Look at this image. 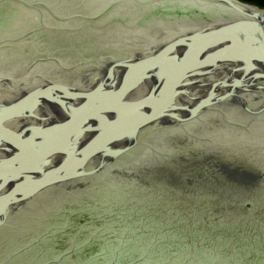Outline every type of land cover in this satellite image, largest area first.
<instances>
[{
  "label": "water",
  "instance_id": "1",
  "mask_svg": "<svg viewBox=\"0 0 264 264\" xmlns=\"http://www.w3.org/2000/svg\"><path fill=\"white\" fill-rule=\"evenodd\" d=\"M236 91L264 93V10L0 0V264H264V144L167 136Z\"/></svg>",
  "mask_w": 264,
  "mask_h": 264
},
{
  "label": "flooded vegetation",
  "instance_id": "2",
  "mask_svg": "<svg viewBox=\"0 0 264 264\" xmlns=\"http://www.w3.org/2000/svg\"><path fill=\"white\" fill-rule=\"evenodd\" d=\"M236 1L251 7L264 9V0ZM128 93L129 95L132 94L133 90L127 91L126 95ZM232 94H234L233 99L228 98L225 102L213 104L208 109L196 113L197 115L191 120L182 123L176 121L175 126L168 131L172 135H167V131L164 130L156 138V140L159 139V143H156V140L152 142V145L156 144V147L152 148L150 147L152 145H148L149 147L145 149V155L148 153L147 160L160 158L162 154L166 153V151L162 152L165 150L166 135L169 139L174 138L175 143L180 141V144L175 147L179 148L181 152L182 148L185 149L186 147L187 150L196 142H199L201 146H208V141L205 139L206 134L209 135L207 136L210 141L209 145L215 148H219L222 144L230 146L247 145L249 147L264 144V139H259L260 134L258 132L259 127L261 130L264 126V122H261L264 121V109H262L264 107V93L261 91H247L244 93L236 91ZM180 106H182V102ZM187 135H191V137H187ZM158 145L161 147L159 148ZM204 151L206 152V150Z\"/></svg>",
  "mask_w": 264,
  "mask_h": 264
},
{
  "label": "snow or ice",
  "instance_id": "3",
  "mask_svg": "<svg viewBox=\"0 0 264 264\" xmlns=\"http://www.w3.org/2000/svg\"><path fill=\"white\" fill-rule=\"evenodd\" d=\"M0 178H3V176H2V175H0Z\"/></svg>",
  "mask_w": 264,
  "mask_h": 264
}]
</instances>
